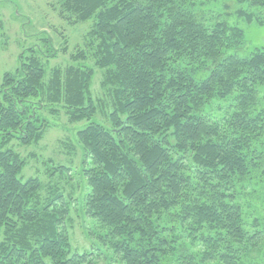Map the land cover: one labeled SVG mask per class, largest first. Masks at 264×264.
<instances>
[{
	"label": "trees",
	"instance_id": "16d2710c",
	"mask_svg": "<svg viewBox=\"0 0 264 264\" xmlns=\"http://www.w3.org/2000/svg\"><path fill=\"white\" fill-rule=\"evenodd\" d=\"M59 2L75 23L93 20L86 47L102 71L104 95L92 92V67L58 66L46 80L36 52L16 72H4L0 264L95 259L94 251L73 247L67 223L74 197L67 200L60 182L45 188L38 176L25 178L27 160L12 147L15 140L23 146L41 141L52 126L42 108L51 105L53 114L63 108L70 124L88 121L70 149L81 151L87 190L80 205L98 228L89 236L112 251L113 261H260L264 46L248 56L231 52L246 42L244 29L205 17L201 0ZM236 2L249 6L235 12L248 22L255 19L251 8H264V0ZM49 163L50 178L69 169Z\"/></svg>",
	"mask_w": 264,
	"mask_h": 264
},
{
	"label": "rangeland",
	"instance_id": "374dc122",
	"mask_svg": "<svg viewBox=\"0 0 264 264\" xmlns=\"http://www.w3.org/2000/svg\"><path fill=\"white\" fill-rule=\"evenodd\" d=\"M59 1L0 0V89L3 85L4 72H16L22 61L36 52L45 65L46 80L50 77L52 69L58 66L65 69L74 64L94 68L92 92L96 97H103L102 71L95 67L91 51L86 47V34L90 31L93 20L75 23L73 18L66 15L65 17L61 13ZM201 3L202 14L212 19L211 21L225 19L244 29L246 42L231 52L248 56L256 48L264 46V8H251L255 19L248 22L246 18L235 14L240 7L249 9L247 4L240 5L236 0H201ZM47 39L51 40L52 47ZM53 49L56 50V54L51 56ZM80 50L86 52V57L75 61L72 56ZM260 96L264 101V89L261 90ZM228 103L229 101L223 102L224 105ZM51 107L57 108L52 105L47 107V110L46 107L42 108L43 116L51 121L52 126L39 143L29 146H23L17 140L12 143V147L20 152L28 163L22 175L25 178L38 176L45 188L49 182H60L66 189L67 200L71 199V195L74 197L70 204L72 220L67 223L74 249L94 251L95 259L92 264H120L113 261L111 250L96 238L89 236V232L98 228L93 220L84 216L80 205L87 190L80 172L81 151L77 148L78 152L75 153L70 147L73 143L76 144L75 135L78 129L84 128L88 121L70 124L63 108L60 107L58 113L53 114L49 111ZM98 118L106 122L102 115ZM51 160L54 165L68 167L66 175L57 174L50 178L48 170L51 167L49 163ZM45 192L46 190L44 194ZM262 253L260 261L247 260L246 264H264V245Z\"/></svg>",
	"mask_w": 264,
	"mask_h": 264
}]
</instances>
